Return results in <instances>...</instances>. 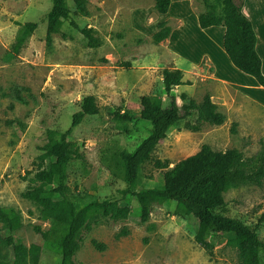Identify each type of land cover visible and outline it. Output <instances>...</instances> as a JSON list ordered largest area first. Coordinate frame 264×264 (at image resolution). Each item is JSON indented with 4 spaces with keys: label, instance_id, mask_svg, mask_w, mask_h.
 Returning <instances> with one entry per match:
<instances>
[{
    "label": "rangeland",
    "instance_id": "obj_1",
    "mask_svg": "<svg viewBox=\"0 0 264 264\" xmlns=\"http://www.w3.org/2000/svg\"><path fill=\"white\" fill-rule=\"evenodd\" d=\"M169 18L154 10V0H87L89 16L76 14L68 0L71 18L80 27L94 29L98 48L87 47L80 34L64 23L46 46L50 0H0V206L22 215L17 240L26 247L42 248L39 264H59L56 230L43 221L34 204L22 198L36 171L47 130L64 132L82 99L94 96L97 114L87 116L72 132L70 141L78 156L67 168V185L78 203L120 200L132 216L140 213L134 195L122 196L128 187L119 155L132 152L145 139L151 125L140 119V98L153 95L166 103L162 82L165 69L182 72L185 85L174 88L196 103L205 95L225 115L221 126L200 125L189 130L185 121L174 125L139 172L133 193L163 185L164 169L197 153L202 146L238 150L243 158L264 154V92L248 98L231 85L222 86L218 67H224L219 46L222 30L197 31L196 19L205 11L201 0H171ZM37 23L32 34L24 25ZM171 28L166 40L152 41L158 24ZM263 70V69H262ZM255 98V97H254ZM260 100V101H259ZM178 105L182 101L178 98ZM47 162V160H46ZM225 214L247 225L260 222L264 242V181L262 186L241 185L223 195ZM149 222L103 219L85 235L75 256L81 264H239L230 244L235 236L211 238L208 253L194 241L195 220L174 202L153 204ZM152 225L154 228H149ZM50 231L43 242L34 231ZM128 235L117 238L122 229ZM107 245L104 252L91 240ZM264 264V255H262Z\"/></svg>",
    "mask_w": 264,
    "mask_h": 264
},
{
    "label": "trees",
    "instance_id": "obj_2",
    "mask_svg": "<svg viewBox=\"0 0 264 264\" xmlns=\"http://www.w3.org/2000/svg\"><path fill=\"white\" fill-rule=\"evenodd\" d=\"M51 8L44 16L46 23V46L50 47L52 36L60 34L64 23L76 30L85 40L87 47L98 48L101 39L94 35V29L80 27L71 18L68 0H50ZM205 11L198 15L200 29L221 26L225 29L223 51L231 64L240 73L252 77L264 87V76L261 72V60L257 55L256 35L252 23L242 13L243 0H201ZM76 14L89 16L87 0H72ZM171 0H154V10L166 14ZM23 33L32 34L37 23L28 22ZM171 28L166 22L158 24V31L152 41L159 44L166 40ZM162 82L166 103L153 95L140 98L141 120L151 125L149 135L143 139L132 152L122 151L119 155L124 168L125 182L128 187L122 196L134 195L141 207L139 215L132 216L129 206L120 200H92L87 203L76 202L67 185V168L75 157L77 150L70 138L73 130L87 116L97 114L98 107L94 96H86L71 118L70 126L62 133L47 130L45 143L39 150L42 152L35 173L30 178V185L22 193V198L37 208L43 221H49L51 230H56L55 240L60 257L59 264H81L75 256L82 246L85 235L90 233L101 220L125 221L130 219L138 225L149 222V206L174 202L185 215L192 217L196 223L194 241L201 248L211 253V238L235 236L230 246L237 251L239 264H262L264 242L258 231L260 222L247 225L240 220L225 214L223 195L229 189L241 185H263L264 154L243 158L242 154L232 148L225 151L212 149L204 145L192 156L180 161L172 168L168 163L160 164L164 169L163 185L159 188L141 190L133 193L141 167L149 161L156 146L163 142L168 131L177 123L185 121L189 130H197L200 125L221 126L225 114L218 109L209 95L196 103L186 94L175 96L174 88L185 85L182 72L165 69ZM178 98L182 105H178ZM47 160V162H46ZM23 226L22 215L12 207L0 206V264H39L42 248L37 244L27 247L17 240L16 232ZM149 228H154L150 225ZM34 231L45 243L49 232L40 227ZM122 229L117 238L128 235ZM91 246L98 252H104L107 245L91 240Z\"/></svg>",
    "mask_w": 264,
    "mask_h": 264
},
{
    "label": "crops",
    "instance_id": "obj_3",
    "mask_svg": "<svg viewBox=\"0 0 264 264\" xmlns=\"http://www.w3.org/2000/svg\"><path fill=\"white\" fill-rule=\"evenodd\" d=\"M171 10H172V2L170 3L166 14H159V13L158 14L161 15L164 18V20H167L170 17L169 14ZM242 13L252 23V27L256 35L255 51L261 60V72L262 75L264 76V0H243ZM195 26H196L195 29L201 32L212 31L215 29L222 30L221 45L219 46V48L221 53V61L223 62L224 60V64H223L224 67L220 66L217 68V70L220 71L218 80L221 81L222 86L231 85L236 89L237 92H241L246 97L253 98L254 100L258 101L257 100L258 98H256V96L264 92V87L258 85L252 77L244 75L239 71H237V69L231 64V62L225 55L222 48L225 29L221 26L210 27L207 29H200L198 25V17L196 19ZM169 37L170 38L172 37V33H170Z\"/></svg>",
    "mask_w": 264,
    "mask_h": 264
}]
</instances>
